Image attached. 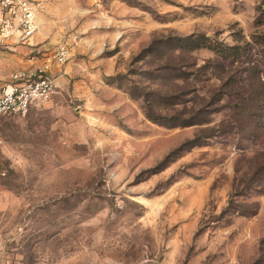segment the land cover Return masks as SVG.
I'll use <instances>...</instances> for the list:
<instances>
[{
	"label": "rangeland",
	"instance_id": "374dc122",
	"mask_svg": "<svg viewBox=\"0 0 264 264\" xmlns=\"http://www.w3.org/2000/svg\"><path fill=\"white\" fill-rule=\"evenodd\" d=\"M34 1L70 57L0 118L2 264H264V0ZM193 34L229 58L161 44Z\"/></svg>",
	"mask_w": 264,
	"mask_h": 264
},
{
	"label": "built area",
	"instance_id": "2783aa9c",
	"mask_svg": "<svg viewBox=\"0 0 264 264\" xmlns=\"http://www.w3.org/2000/svg\"><path fill=\"white\" fill-rule=\"evenodd\" d=\"M37 28L34 0H0V34L4 38L26 43ZM69 46V42L63 40L50 50L32 52L29 59L35 64L33 68L11 72L9 80L0 86V118L24 116L51 99L56 88L51 67L67 62ZM261 199L264 200V186Z\"/></svg>",
	"mask_w": 264,
	"mask_h": 264
},
{
	"label": "trees",
	"instance_id": "16d2710c",
	"mask_svg": "<svg viewBox=\"0 0 264 264\" xmlns=\"http://www.w3.org/2000/svg\"><path fill=\"white\" fill-rule=\"evenodd\" d=\"M163 45H165V49H173V50H180V49H185L187 51H192L193 49L196 48H212L214 49L216 52H218L220 54V56L222 58H229V53L228 50L231 49L232 47H227V48H220L217 47L213 44H210L208 42V36L206 35H189L186 37H178V38H174V39H170V40H165L162 41ZM150 50H145L146 53L150 52L149 54L154 52V48L153 47H149ZM144 55L142 53L138 54L136 56V59L141 58V56ZM173 68H176L175 66H173ZM193 75V72H187V71H181L179 74H177V76H175V79H187V77ZM133 91V89H132ZM129 93L133 96V97H139L135 92H131V89L129 90ZM177 103V102H175ZM144 111L146 116L154 121L157 122L159 124H167L170 125L171 127L174 126H189V125H193L196 122V120H193V118L191 116L188 117H182V116H162V115H158L154 112V110L152 109V106L150 104H146L144 105ZM192 141V145H196V141L195 140H191ZM195 141V142H194ZM263 190V189H262Z\"/></svg>",
	"mask_w": 264,
	"mask_h": 264
},
{
	"label": "crops",
	"instance_id": "0c3cea01",
	"mask_svg": "<svg viewBox=\"0 0 264 264\" xmlns=\"http://www.w3.org/2000/svg\"><path fill=\"white\" fill-rule=\"evenodd\" d=\"M37 41L38 37H35L27 43H20L15 38H4L0 34V86L10 78L12 71L34 67L30 54L44 49Z\"/></svg>",
	"mask_w": 264,
	"mask_h": 264
}]
</instances>
